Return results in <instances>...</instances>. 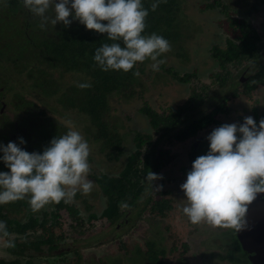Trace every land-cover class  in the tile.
<instances>
[{
    "label": "rangeland",
    "instance_id": "rangeland-1",
    "mask_svg": "<svg viewBox=\"0 0 264 264\" xmlns=\"http://www.w3.org/2000/svg\"><path fill=\"white\" fill-rule=\"evenodd\" d=\"M184 1L181 4L180 14L177 19L179 23V26L176 27L178 43L176 45L170 44L171 51L160 57L165 60V63L160 65L158 72L151 69V61L146 60L144 62L145 73L142 76L141 83L143 94H140L132 102L120 99V102H118L112 99L110 101L111 107L117 108V111L113 112V118L108 120V122L115 125L117 132L121 135L125 133L131 135L136 133L144 134L148 132L149 125L148 120L141 111L142 106L149 105L158 113H162L168 107L184 105L192 91L197 94L201 93L205 97L204 102L198 108L201 112L200 116L203 117L214 111V123L205 126L201 131L197 132L196 136H194V142L191 139H186L184 142L172 140L168 143L157 144V149L167 151L165 156L166 163L161 166L159 172L155 173L162 175L163 179L154 182V184L163 185V188L156 193L150 190L149 196L152 201L166 200L169 202L171 211L167 212L163 218L150 213L148 210L150 203L145 204L144 199L146 196H143V199L138 201L137 207L129 212L126 218L127 221L124 218V221L121 222H125V224L109 226L106 219L98 217L88 221L87 225H92V227H88V230L83 235L71 234L72 236L68 237L67 235L70 232L68 229L69 216L65 210L60 209L55 225L50 223L42 224L39 230H34L32 233L27 231L25 236L11 233V239L16 237L21 243H25L40 237L55 238L62 235L65 237V242H62L61 249L56 251L54 256L57 261L56 264H75L73 261L76 260L75 253L77 252L83 258V264H119V261L116 258H112V256L126 258L135 247L145 251L146 241L150 237L158 236L161 239L158 242L159 246L163 245L167 250L171 248V251L165 257L168 264H178L180 259L186 261V264H228L226 261H219V259L228 251L229 240L231 244H233L232 241L235 243L232 230L213 229L205 223L199 225L191 224L182 212L186 198L180 190V185L186 180V174L191 170L193 161L198 156L207 153L209 148L206 139L209 135L208 131H212L226 123L241 122L244 117L250 115L257 122V126L259 121L264 119L262 114H259L256 109L250 112L251 106L256 105L255 99L244 93L237 80L238 73L242 75L244 70H248L247 74L252 73L255 67L261 64L262 58L252 62H244L242 67H238V69L240 68L238 73L235 68L230 66L226 67V69L215 66L212 58L213 47L225 49L228 40L234 41L240 36V31L231 27L234 23H231V20L234 18L245 20L254 26L253 29H255L256 33L262 35L261 45L264 46V13L259 0ZM9 2H13V5L10 6ZM11 7H23L22 0H0V37H8L9 46L12 48L16 45L13 50H18L20 47L17 45L19 41L17 36L22 37L23 32L20 35H15V33L21 31L23 26L28 24L23 14L9 16L8 12ZM238 23L240 22L238 21ZM27 31L29 34L36 33L35 29L32 28H28ZM178 47L181 49L179 50ZM0 51L3 52L4 50L0 49ZM11 63L12 61L7 64H0V85H4V89H2L4 91L5 111L13 112L15 103L21 102L20 96L25 101L35 105L32 113L38 114V111H43L42 115L38 114L39 119L37 122L39 124L47 126L49 122H55L62 125L63 129L68 130L65 121L71 120L74 130L79 131L86 139L87 134H84L83 130L86 127L85 118L75 110H63L61 105L56 102L55 97L45 98L41 94L40 89H31L32 80L26 78V69L20 73L15 70ZM22 65L24 64L19 65L20 68L23 67ZM168 68L177 72L176 76L179 78L186 73H194L195 76L186 84H182L169 71H166ZM214 75H222L227 77L228 80L221 86L219 82L217 83ZM52 76L62 89L75 84L77 80V75L71 73L65 74L61 78L59 73L54 71ZM234 91H236L237 96L232 95ZM253 94L256 95L258 92L255 91ZM262 106L264 108V104ZM1 110L2 108H0V144L6 146L11 140L9 136H11L13 130L11 119L9 118V120L7 116L3 115ZM5 113L7 114V112ZM16 115L18 116L14 118V121L21 119L17 123L20 127L23 125L22 122L27 121V119L21 113H16ZM116 119L119 120L117 121ZM26 132L27 128L25 130L21 129L20 135L28 139L27 135L30 136L31 133L27 132L26 134ZM203 133L207 134L203 135ZM151 134L153 137L152 142H154L158 134L152 132ZM200 135L201 137H199ZM129 138L125 137L123 141V146L127 145L125 147L126 151L129 150L130 144L126 141ZM88 144L90 146V173L104 172L116 175L121 170V165L118 166L117 163L107 165L103 161L101 154L102 156L105 155L106 151L99 153V142L94 143L90 139ZM2 155L1 153L0 157ZM0 172H4V170ZM88 179L91 180L89 177ZM96 191L98 192V189L94 184L90 194L83 195L78 192V195L81 194L82 196L80 198L88 199L89 207L93 208L94 211L100 208L96 199L99 194H95ZM80 198L73 199L71 202L76 204L84 216L87 212ZM145 206L146 210L142 211ZM27 208H22L18 214L16 210L11 209L10 214L13 213L16 216L15 218L24 222L28 214L41 218L42 211L47 209L50 211L51 205L46 206L40 212H33L29 204ZM8 210L9 208H5V212H9ZM40 221L42 222V220ZM114 228H117V230H114ZM3 244L4 241L0 240V264L2 260L3 262H8L15 259V257L6 252ZM63 252L65 255H63ZM192 254H194V258ZM232 255L233 252H231V257ZM20 259L23 260L21 257ZM29 259L33 264H46L44 256L41 254L29 257ZM140 259V257H136L135 263L130 264H140ZM242 264L245 263L243 262Z\"/></svg>",
    "mask_w": 264,
    "mask_h": 264
},
{
    "label": "trees",
    "instance_id": "trees-1",
    "mask_svg": "<svg viewBox=\"0 0 264 264\" xmlns=\"http://www.w3.org/2000/svg\"><path fill=\"white\" fill-rule=\"evenodd\" d=\"M259 1L264 13V0ZM153 2L154 0H142L144 7L149 10L143 35L156 33L168 40L170 44L176 45L178 43L176 27L179 26L177 19L180 14L181 4L185 1L164 0V2L159 4L155 12L151 11L150 7ZM9 3L10 6L13 5V2ZM18 5L21 6L20 4ZM8 14L9 16L23 14L28 25L25 24L21 31L15 33V35H20L23 32L22 37L17 36L19 38L17 45L20 47L18 50H13L16 45L12 48L9 46L8 37H0V49L4 50L3 52L0 51V64H7L12 61L11 65L18 72L22 73L26 69V78L32 80L31 89H40L41 94L45 98L55 97L56 102L61 105L63 110H75L82 115L86 120V127L83 129L84 134H87L86 140L90 142L91 139L94 143L99 142V153L106 151L105 155L102 156L101 154V157H103V161L107 165L117 163L118 166H122L116 175L104 172L89 173L88 177L98 189L95 194H99L96 199L100 208L94 211L93 208L89 207L88 199L80 198L82 196L81 194L78 195L77 192L74 199L80 198L84 204L87 212L84 216L75 203H64L62 201L60 204L51 205L50 211L49 209L42 211L41 218L28 214L27 218L24 219V223L15 218L16 216L13 213L10 214V211L14 209L18 214L22 208L28 209L27 199L0 205V221L6 223L8 232L25 236L27 231L32 233L34 230H39L42 224L50 223L55 225L60 209L67 212L68 220L71 221L68 223L70 231L67 235L68 237L73 234L83 235L88 230V227H92V225H87L88 221L98 217L106 219L109 226H121L125 224V222H121L124 221V218L127 221L126 218L129 212L137 207L138 201L143 199V196H146L144 199L145 204L150 203L148 209L150 213L158 217H165V214L171 211V204L166 200L152 201L150 199V189H148V184L146 183V175L149 171L153 173L159 172L161 166L166 163L165 156L167 151L157 149V144L168 143L172 140L184 142L186 139L194 138L196 133L205 126L214 123V111L203 117L200 116L201 112L198 108L204 102L205 97L201 93L197 94L192 91L184 105L168 107L162 113H158L149 105H144L141 107V111L148 120V132L121 135L117 132L115 125L108 122L110 118H113V112L117 111V108L111 107L110 101L115 99L120 102V99L132 102L140 94H143L141 83L142 76L145 73L144 63H137L134 69L128 73H123L122 71H101L95 64L93 57L95 50L102 44L112 43V41L107 39L106 34L101 35L94 31L86 30L85 26L79 24L78 21H74L68 28H65L62 24H57L54 27L49 23L46 30H42L39 27V18L35 17L24 7H11ZM48 15L51 16L52 12L50 11ZM232 22L234 23L231 27L238 29L240 36L237 40H228L225 49L213 47L212 58L215 66L222 69L230 66L235 68L238 73L240 69L238 67H242L244 62H252L260 58V53L264 51V46L261 45L262 35H258L253 29L254 26L249 22L236 18L231 20ZM28 28L35 29L36 33L29 34ZM178 49L180 50L181 48L178 47ZM18 63H23V67L20 68L19 65L21 64ZM256 68L259 70L257 72V75H259L260 69H264V65L261 63ZM54 71H57L61 78L65 74H75L77 75V80L75 84L62 89L52 76ZM135 71H139V77L133 75ZM166 71H169L182 84H186L195 76L194 73H186L179 78L176 76L178 73L170 68L166 69ZM214 76L217 79V83L219 82L221 86L228 80L227 77L222 75ZM80 83H90L92 86L81 89L77 86ZM243 88L244 93L248 95L251 86L246 83ZM232 95L237 96L236 91ZM19 99L21 102L15 103L13 111L21 112L27 119V121L22 122L21 128L16 127L17 130L27 128V132L31 133L30 136L27 135L28 139H25L23 135L19 137L26 142L22 145L26 151L42 152L54 137L66 134L68 130L63 129L64 127L58 123L49 122L47 126L39 124L37 122L39 119L38 114L42 115L43 111H38V114L32 113L35 105L25 101L20 96ZM116 120L118 121L119 119ZM151 132L158 134L154 142H152ZM125 137H130L126 140L130 144L128 151L125 150L127 145L123 146ZM19 138L17 143H19ZM0 166H2L0 171H8L1 161ZM146 189L148 190L146 191ZM5 208H9V212H5ZM144 210H146V206L142 208V211ZM147 221L151 223L149 219ZM114 230H117V228H114ZM12 240L15 243V247L6 248V252L15 257V259L8 262H3L2 260L1 264H33L29 257H35L39 254L44 256L46 264H56L57 261L54 256L56 251L61 249V243L65 242V237L62 235L55 238L40 237L25 243H21L16 237ZM160 241L161 239L158 236L150 237L146 241L145 251L135 247L126 258L118 256H112V258H116L119 264L135 263L136 257L141 258L140 264H168L165 257L171 251V248L167 250L165 246H159L158 242ZM234 241L236 244L232 241L233 245H230L231 247L228 246V251L224 256L220 257L219 261H226L228 264H242L243 262L249 264L236 239ZM64 252L63 255H65ZM231 252H233L232 257ZM75 254L76 260L73 262L75 264H83V258L80 253L77 252ZM105 258L107 257L105 256ZM178 264H186V261L180 259Z\"/></svg>",
    "mask_w": 264,
    "mask_h": 264
},
{
    "label": "clouds",
    "instance_id": "clouds-1",
    "mask_svg": "<svg viewBox=\"0 0 264 264\" xmlns=\"http://www.w3.org/2000/svg\"><path fill=\"white\" fill-rule=\"evenodd\" d=\"M161 2L164 0H154L151 11L155 12ZM22 5L39 18L42 30L49 23L68 28L78 21L86 30L106 34L112 43L102 44L93 57L104 72L128 73L146 60L158 72L165 63L160 57L171 51L164 37L143 35L149 10L142 0H22ZM133 75L139 77L140 73ZM77 86L86 89L92 85ZM65 125L66 134L54 137L42 152L26 151L23 138L19 143L0 144V161L8 169L0 172V205L27 198L31 210L40 212L49 205L71 202L77 192H92L94 183L88 179L90 146L74 130L71 120ZM206 139L207 153L193 161L180 185L186 198L182 212L193 225L205 223L213 229L240 232L246 228L248 206L264 195V119L257 126L252 116H246L242 124L226 123L213 129ZM162 179V175L149 171L148 189L161 191L163 185L154 182ZM0 240L5 248L15 247L3 221Z\"/></svg>",
    "mask_w": 264,
    "mask_h": 264
},
{
    "label": "flooded vegetation",
    "instance_id": "flooded-vegetation-1",
    "mask_svg": "<svg viewBox=\"0 0 264 264\" xmlns=\"http://www.w3.org/2000/svg\"><path fill=\"white\" fill-rule=\"evenodd\" d=\"M263 53H264V51L262 53H260V59L262 58V62H261L262 65H264V57L262 56ZM257 66H259V65H257ZM247 71L248 70H244L242 75H240L238 73V79L237 80L240 83V86L242 88H243V85L246 84V83H248L251 86V90L248 92V96H250L251 98L255 99L254 102L256 103V105L254 104V106H251L250 112L251 111L253 112L254 109H256V111H258L259 114L261 113L262 116L264 117V111H262V109H264L263 106H262L264 104V69H260V74L259 75H257V72L259 70L256 67L252 71V73L250 72V73L247 74ZM3 86L4 85H0V108H2V106H4L2 114L7 116L8 119L9 118L11 119L9 114H13L12 119L11 120L9 119V120L11 121V124H12V130L14 129L15 131L13 130L11 136H9V137L11 138L10 142H16L17 143L18 138L21 136L20 135V130H17V128L19 127V125L17 123L19 121H21V119H19L18 121H14V118L16 116H18V115H16V113L19 114L21 112H18V111H16V112L15 111H13V112L5 111V103H4V97H3V94H4L3 89H4V87ZM255 91H257L258 94L254 95L253 92H255ZM5 112H7V114ZM250 116H252V115H250ZM215 123H216V121H215ZM242 123H243V121L238 122V124H242ZM14 124H15V127H14ZM23 130H25V128H23ZM207 133L210 134L211 131H208ZM207 133H203V135L207 134ZM199 137H201V135ZM191 141L194 142L195 141V137L191 138ZM248 215H249V218L252 219V221L255 222L256 224L264 222V195L259 196L253 203H251L248 206V211H247L246 216H248ZM225 230H227V229H225ZM232 232H233L234 237H235V239H236V241L238 243V240L236 238V232H234L233 230H232ZM228 244H229L228 246L233 245V244H231L230 240H229ZM238 245L240 246L239 243H238ZM240 250L245 254L246 261L249 262V264H251L250 261H249L248 254L242 250L241 246H240Z\"/></svg>",
    "mask_w": 264,
    "mask_h": 264
},
{
    "label": "water",
    "instance_id": "water-1",
    "mask_svg": "<svg viewBox=\"0 0 264 264\" xmlns=\"http://www.w3.org/2000/svg\"><path fill=\"white\" fill-rule=\"evenodd\" d=\"M3 109L4 106L1 111ZM9 116L12 119L13 114ZM236 238L242 250L248 254L251 264H264V222L256 224L249 215L246 216V228L236 232Z\"/></svg>",
    "mask_w": 264,
    "mask_h": 264
}]
</instances>
